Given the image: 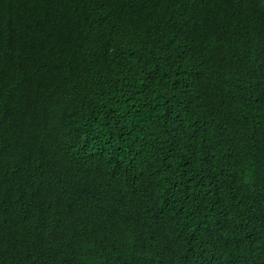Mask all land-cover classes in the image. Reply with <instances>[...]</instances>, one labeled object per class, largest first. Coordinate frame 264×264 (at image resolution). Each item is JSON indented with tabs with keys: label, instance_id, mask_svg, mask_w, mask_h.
<instances>
[{
	"label": "trees",
	"instance_id": "trees-1",
	"mask_svg": "<svg viewBox=\"0 0 264 264\" xmlns=\"http://www.w3.org/2000/svg\"><path fill=\"white\" fill-rule=\"evenodd\" d=\"M0 264H264V0H0Z\"/></svg>",
	"mask_w": 264,
	"mask_h": 264
}]
</instances>
